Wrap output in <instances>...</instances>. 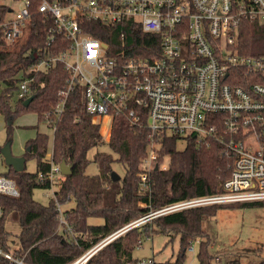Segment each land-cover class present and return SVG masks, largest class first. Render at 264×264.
I'll list each match as a JSON object with an SVG mask.
<instances>
[{
  "label": "built area",
  "instance_id": "obj_1",
  "mask_svg": "<svg viewBox=\"0 0 264 264\" xmlns=\"http://www.w3.org/2000/svg\"><path fill=\"white\" fill-rule=\"evenodd\" d=\"M23 2L12 18L6 16L0 22L8 44L23 36L31 20L30 0ZM38 9L54 23L47 46L60 36L67 47L57 55L44 51L21 75L16 100L33 96L35 74L62 64L69 79L67 88L59 92L57 113H62L70 92L79 88L88 113L111 121L124 115L147 131V156L139 173L144 191L151 189V172L167 169L161 161L165 138H194L198 145L206 143L208 147L217 142L234 156L222 193L151 211L69 264H87L115 239L161 216L212 205L264 201V46L260 41L257 44L260 55L243 52V37L250 32V24L264 36V0H71L65 5L41 0ZM92 22L108 26L133 23L159 41L148 49L147 56L123 57L110 52L108 43L87 31ZM40 178L49 179L54 187L65 176L60 165H52ZM0 193L17 196L16 182L0 175ZM61 206L57 201L59 231L75 238V229ZM3 216L0 207V232ZM200 244V239L190 242L187 254L197 256ZM0 257L12 264H26L1 242ZM136 263L162 264L154 257ZM191 264H199L198 259Z\"/></svg>",
  "mask_w": 264,
  "mask_h": 264
},
{
  "label": "trees",
  "instance_id": "obj_2",
  "mask_svg": "<svg viewBox=\"0 0 264 264\" xmlns=\"http://www.w3.org/2000/svg\"><path fill=\"white\" fill-rule=\"evenodd\" d=\"M48 1L65 5L71 0ZM40 2L30 0L31 20L26 27L29 34L25 40L8 44L0 29V115L4 117L8 142H11L16 119L24 113L37 114L39 123H46L54 129L51 158L48 159L47 134L37 133L27 144L31 151L26 149L24 157L26 161H37L35 173L27 172L26 168L23 172L9 168L4 175L14 180L19 190L17 196L0 193V207L4 209L0 242L4 248L11 251L5 221L12 213L18 214L21 223L20 246L13 251L15 256L23 258L26 264H69L109 235L151 211L183 200L222 193L223 184L233 169V153L217 142L208 147L206 143L198 145L194 138L176 137L163 141L161 161L168 157L169 167L151 172V189L142 190L139 173L140 164L147 156V131L131 123L126 116L117 115L110 125L107 144L110 151L98 150L104 143L103 118L87 112L81 89L70 92L61 114L55 111L61 101L59 92L67 88L69 79V72L60 63L34 75V99L28 106L24 105L26 99L16 100L21 75L37 63L44 51L57 55L67 47V42L60 36L47 46L54 23L39 12ZM9 10V6L0 3V22L5 20ZM91 26L87 29L89 33L108 43L110 52L123 57L147 56L148 49L159 41L158 37L144 33L133 23L108 26L92 22ZM260 33L256 25L250 24V32L243 37L244 53H262L257 46L260 42L264 46V36ZM180 144H184L183 149H179ZM95 149L96 153L89 157ZM62 161L71 166V174L56 184L49 204L42 205L34 199V191L48 190L53 186L49 179L40 178V174L46 176L52 165H60ZM92 162L98 164L96 175L87 173ZM115 163L125 167V175L117 181L112 178ZM57 201L61 205L74 202V206L64 213L67 222L75 229V238L59 231ZM141 201H146L149 206L141 208ZM252 207L264 208V201L212 205L158 217L115 239L87 264H131L143 237L157 234L170 236V242L180 236L178 256L166 264H186L187 247L196 239L201 240L197 254L199 264H221L211 251L212 240L204 227L205 222L222 209ZM92 218L103 219V223L92 225L89 222ZM258 252H264V248H259ZM0 264L12 263L0 257ZM257 264H264V258Z\"/></svg>",
  "mask_w": 264,
  "mask_h": 264
},
{
  "label": "rangeland",
  "instance_id": "obj_3",
  "mask_svg": "<svg viewBox=\"0 0 264 264\" xmlns=\"http://www.w3.org/2000/svg\"><path fill=\"white\" fill-rule=\"evenodd\" d=\"M82 3H87L88 0H79ZM0 3L6 4L14 12H8L7 18H12L16 12L24 6L23 0H0ZM29 29L25 28L23 36L19 41L27 38ZM104 143L98 150L109 152L108 141L110 136L111 120L104 117L101 120ZM38 126V128H37ZM37 133L47 134L49 136L48 153L52 155L54 132L46 123H39L38 116L35 113H24L20 115L14 123V131L11 136V149L14 156H23L27 144L30 140L37 136ZM8 132L6 130L4 117L0 115V148L8 143ZM184 144H180L179 149H183ZM1 150V149H0ZM97 149L93 150L89 157H93ZM48 155V156H49ZM51 158L50 156L48 159ZM169 158L164 159L163 167H169ZM114 171L120 176L125 175V167L120 163L113 165ZM37 170V161L29 159L26 161V171L35 173ZM9 172V167L5 164L4 158L0 153V175H5ZM99 172L98 164L92 162L87 173L96 175ZM53 188L44 190L37 189L34 191V199L42 205H48L53 197ZM141 208L148 207L146 201L139 203ZM73 203L62 205L61 209L64 212L66 209L72 208ZM90 224L100 225L103 219H90ZM205 229L212 240V253L216 258L220 257L221 264H229L230 261H237L239 264H257L259 260L264 258V252H258L259 248H264V208L252 207L241 209H222L218 214L205 222ZM5 228L9 232V245L11 250L19 248V234L21 231L20 217L17 213L9 215L5 221ZM171 237L164 234H157L142 239L141 246L134 252L135 261L131 264H137L138 259L154 257L159 263H167L174 261L180 250V236L170 242ZM199 253V252H198ZM197 253V254H198ZM197 263V256L187 254L186 264Z\"/></svg>",
  "mask_w": 264,
  "mask_h": 264
},
{
  "label": "water",
  "instance_id": "obj_4",
  "mask_svg": "<svg viewBox=\"0 0 264 264\" xmlns=\"http://www.w3.org/2000/svg\"><path fill=\"white\" fill-rule=\"evenodd\" d=\"M35 57V55H33ZM34 99V96L29 97L25 100L24 105L28 106ZM27 151H31L28 148ZM2 157L4 158L5 164L9 168H13L15 172H23L26 168V158L24 156H14L11 149V142H8L0 150ZM60 172L63 176H69L71 174V166L67 164L66 161H62L60 164ZM112 178L114 181L120 180L121 177L114 171L112 173Z\"/></svg>",
  "mask_w": 264,
  "mask_h": 264
},
{
  "label": "crops",
  "instance_id": "obj_5",
  "mask_svg": "<svg viewBox=\"0 0 264 264\" xmlns=\"http://www.w3.org/2000/svg\"><path fill=\"white\" fill-rule=\"evenodd\" d=\"M37 128H38V126H37ZM53 132H54V130H53ZM11 145H12V141H11ZM48 155H49V154H48ZM23 156H24V155H23ZM49 156L51 157L52 155H49ZM49 156H48V157H49Z\"/></svg>",
  "mask_w": 264,
  "mask_h": 264
}]
</instances>
